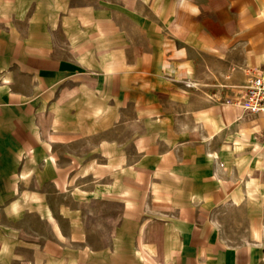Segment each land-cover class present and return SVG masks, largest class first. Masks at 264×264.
<instances>
[{
	"label": "rangeland",
	"instance_id": "obj_1",
	"mask_svg": "<svg viewBox=\"0 0 264 264\" xmlns=\"http://www.w3.org/2000/svg\"><path fill=\"white\" fill-rule=\"evenodd\" d=\"M1 2L0 24L14 20L30 50L78 62L84 73L47 93L22 73L20 105L12 79L0 77V264H77L103 254L117 264L155 263L158 227L190 208L189 176L205 179L223 159L233 166L239 150L229 129L205 117L222 94L142 73L158 63L148 57L158 38L146 20L170 17L171 0H66L63 12L54 0Z\"/></svg>",
	"mask_w": 264,
	"mask_h": 264
},
{
	"label": "crops",
	"instance_id": "obj_2",
	"mask_svg": "<svg viewBox=\"0 0 264 264\" xmlns=\"http://www.w3.org/2000/svg\"><path fill=\"white\" fill-rule=\"evenodd\" d=\"M54 2L62 12L68 7L66 0ZM171 6L170 17L146 20L158 38L148 57L158 63L142 73L170 75L178 84L187 78L222 94L207 104L205 117L229 129L239 150L233 166L223 159L221 166H209L205 179L189 176L190 208L158 227L153 264H264V121L232 103L247 71L264 65V0H171ZM12 22L9 28L0 24V77L12 79L15 105L23 101L15 81L22 73L34 76L46 93L56 82L84 73L78 62L30 50ZM107 22L109 34H116L119 24ZM100 31L94 25L97 36ZM46 35L45 51L53 48L52 35ZM109 75L114 83L122 79L116 70ZM198 184L206 188L197 190ZM102 256L77 264H117L111 254Z\"/></svg>",
	"mask_w": 264,
	"mask_h": 264
},
{
	"label": "built area",
	"instance_id": "obj_3",
	"mask_svg": "<svg viewBox=\"0 0 264 264\" xmlns=\"http://www.w3.org/2000/svg\"><path fill=\"white\" fill-rule=\"evenodd\" d=\"M232 103L245 114L264 121V65L247 71L244 84L232 96Z\"/></svg>",
	"mask_w": 264,
	"mask_h": 264
}]
</instances>
